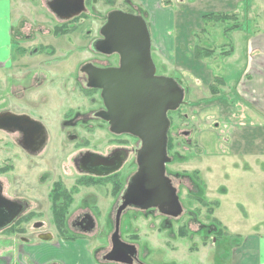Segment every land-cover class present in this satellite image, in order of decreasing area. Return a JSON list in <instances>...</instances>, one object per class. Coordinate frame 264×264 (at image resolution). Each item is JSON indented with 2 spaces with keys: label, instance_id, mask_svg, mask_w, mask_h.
<instances>
[{
  "label": "rangeland",
  "instance_id": "rangeland-1",
  "mask_svg": "<svg viewBox=\"0 0 264 264\" xmlns=\"http://www.w3.org/2000/svg\"><path fill=\"white\" fill-rule=\"evenodd\" d=\"M115 1L119 9L130 10L121 4L123 0ZM125 1L141 6L140 0ZM104 3L111 5L113 0H98L95 6L97 16H84L76 24L70 25L55 21L52 14L48 13L49 11H43L37 1L34 2V6L29 5L20 9L19 15L21 16L13 20L14 59L19 58L17 52L20 53V57L25 56L26 52L23 48H29V42L24 39L25 35L29 34L30 44L38 42L53 44L54 57L66 58L58 67L59 75L61 77L68 75L76 62L88 57L89 53H93L88 49L94 34L92 28L99 25L102 14L107 7H110ZM156 7L159 17L162 18L165 13L163 18L167 19L170 28L177 23L176 30L173 28L172 31L176 38V49L169 52V56L158 44H152L150 55H153V59L155 57L154 61L157 70L160 69L159 73L173 76L174 81L185 89V104L181 105L177 111L168 114L169 120L177 124V132L179 131L173 136L172 146L173 144L176 146L177 143L180 145L177 147V154L166 169L176 171L187 181L185 184L190 192L179 187L177 195L183 209L198 213V220L203 225L219 222L222 229L220 232L217 230L212 233L210 230V233L200 238L201 241L196 242L194 237H188L192 234L187 229L186 232L184 231L186 237L180 236L183 226L185 228L187 216L173 220L171 227L163 223L161 218L146 220L140 219L141 216L136 219H127L123 216L120 228L121 240L137 245L139 248L137 257L144 264H226L230 248L234 244H239L243 235L258 229L259 223L264 221V172L260 161H256L254 157L256 154L254 152L264 149V123L261 122L260 115L250 108L251 106L244 101L242 95L234 87L247 73L245 71L247 59L245 42L264 33V0H159ZM210 14H226L232 18L208 24L210 21L204 16ZM204 18L209 22H205ZM148 20L151 22L150 16ZM232 26L235 28L228 31L227 28ZM156 29L160 34L159 25ZM149 31L151 34V29ZM194 34L199 36L198 41ZM19 39L22 40L18 41ZM196 42L200 43L202 48L213 49V57L195 60ZM45 49L43 48L42 52ZM47 58L48 56L42 55L43 60ZM172 59L176 61V64L171 63ZM180 60H183L182 63ZM191 60L204 63L202 64L204 68L201 67V69L209 74V81L201 82L187 74L192 67L191 64H187V61L193 64ZM17 68L21 71L20 67H15L14 76L21 75L17 72ZM174 72H180L182 76H174L177 75ZM8 74V71L0 70L2 79H5L4 77ZM215 77L219 78V81L214 79ZM212 80L215 87L210 86ZM181 82H184V86ZM211 87L214 88L212 92L215 94L211 93ZM56 95L57 93L54 96ZM92 97L99 99L97 94ZM51 99H54L53 95ZM66 101H63L64 105L70 107L72 102L75 105H82L85 100L82 94L75 90L71 100L69 99L67 103ZM213 122H216L217 129L213 130ZM192 128L191 142H196V147L192 144H185L184 138L179 136L180 131H188ZM212 134H214L213 138L218 139L216 145L213 144L215 139L211 140ZM91 138L104 140L109 139V136L104 131H96ZM107 142L98 149L106 150L105 147L109 146L112 141ZM211 147L219 149L221 155L219 157L207 156L211 153ZM173 149L175 150L174 147ZM239 151L249 156H232L233 152ZM72 157L73 155L69 156L68 160L60 157L58 178L65 186L72 185L79 177L77 172L72 170L70 164L72 161H69ZM130 164L126 165L114 178L118 187L111 195L108 189L103 188L101 192V201L111 203L110 208L113 206L112 214L116 206L117 194L133 170ZM105 187H109V184ZM85 190L83 187L78 190L75 202H78V197L84 198L87 193L92 192L90 193L92 195L94 193L91 191L92 188L86 192ZM216 202L219 204L218 208H216ZM110 208H106V213H110ZM113 217L114 215H112V226ZM103 219L104 221L100 222L103 233H92L80 237L70 236L67 233L58 235L51 220H40L45 227L41 230H46L45 233H47L46 239L41 242L48 243V245L57 243L59 246H52L55 247L52 254L58 256L66 264L68 261L86 264L91 259L95 264H102L101 249L105 248L106 236L110 231L106 215ZM60 222L55 223L60 229L64 228V220ZM32 223L37 222L29 220L28 224H24L23 229L26 232L33 231ZM196 228L198 225L191 224L189 229ZM12 234L15 233L6 232L3 236L0 233V248L8 246L13 248L11 245L20 247L23 244L19 235ZM72 236L75 238L65 240ZM31 237L34 238L30 239ZM23 239H30L33 243L40 241L36 233H30V236L26 234ZM5 243L6 245H3ZM196 245L198 246L195 247Z\"/></svg>",
  "mask_w": 264,
  "mask_h": 264
},
{
  "label": "flooded vegetation",
  "instance_id": "flooded-vegetation-1",
  "mask_svg": "<svg viewBox=\"0 0 264 264\" xmlns=\"http://www.w3.org/2000/svg\"><path fill=\"white\" fill-rule=\"evenodd\" d=\"M97 1L84 0L86 8L84 16H97L95 8ZM104 4L110 7H107L102 14L101 20L103 21L100 20L99 25L92 28L94 34L88 49L93 53H89L88 57L76 62L68 75L63 77L59 75L58 67L66 58L54 57L53 44H42L41 42L30 44L29 34H26L24 39L29 42V48H23V51L26 52L25 56L20 57L18 52V60L13 57L8 66L0 69L9 72L4 77L5 79L0 77V233L3 236L6 232H14L15 234L12 235H19L20 240L27 241L28 245L29 243L33 244L30 239L34 237L29 240L23 239V237L26 234L30 236V233H36L37 239H40L39 242H41L46 239L47 233H45L46 230H41L45 227L40 220H51L58 235L67 233L70 236L80 237L92 233L99 234L103 233L100 222L104 221L103 217L106 215L110 238L106 236V246L101 249V263L129 264L115 262L112 259L128 260L131 258L130 264H144L137 257L139 250L137 245L121 240L120 228L123 216L127 219H136L141 216L140 219L146 220L161 218L162 222L168 224L169 227L172 226L173 220L187 216L185 228L183 226L180 236L186 237L184 231L188 230L192 234L188 237H194L196 242L201 241L200 238L210 233V230L211 233L215 230L211 224L203 225L198 220V213L184 210L180 201L181 212L178 216L172 217L161 213L156 207L144 209L137 206L138 204L133 205V202L141 203V201L138 202L131 196L126 197L127 201L131 203L122 209L118 229L115 225L116 213L125 201L127 186L138 169L136 153L140 148V141L130 134H115L110 131L108 122L100 116L105 111V105L101 99V89L90 87L88 75L83 71L86 66L95 69H113L119 66L117 54H104L98 52L94 47L99 40L103 39L100 30L105 24L109 12L121 10L115 5L117 4L115 0L111 5ZM121 4L130 9L121 11L138 14L142 17L146 16L143 10L129 1L123 0ZM74 19L71 24H76L80 18ZM61 23L63 24V22ZM43 48H46L44 52H42ZM42 55L48 56V58L43 60ZM151 59L155 64L152 54ZM17 66L21 70L19 71L17 68V72L21 73L20 76H14V68ZM158 70L160 71V69ZM158 70L156 67L155 74L162 76ZM75 90L82 94L85 101L82 105H75L71 101L70 107L65 106L63 101L71 100ZM56 93L57 95L54 96ZM94 94H97L98 100L92 97ZM52 95L54 99H51ZM168 121L167 155L170 157L168 163L170 164L177 154V147L180 144L172 146L173 136L179 131L177 132L176 123H173L172 120ZM212 127L213 130L217 129L216 122L212 123ZM96 131H104L109 139H92L91 137ZM180 133L179 136L184 138L185 144L197 146L196 142H191L193 128L188 131H180ZM176 136L178 137V134ZM213 137L214 134L211 135V140L216 139ZM109 140L112 143L105 147L107 148L104 149L105 151H100L98 147L103 143L107 144ZM211 146L213 145L211 144ZM71 155L73 157L69 161H72L70 163L72 170L77 172L79 177L72 185L65 186L58 178L60 157L68 160ZM128 164L133 167V170L117 194V202L112 214L113 206L110 208L111 203L107 204L101 201V192H103V188L108 189L111 195L116 190L118 185L114 178ZM165 174L177 195L179 187L190 192L183 175L167 169ZM108 184L109 187H105ZM81 187L86 189L85 192L92 188L91 191L94 193L92 195L90 194L92 192H89L84 198L78 197V202H75V195ZM189 199L191 200V198ZM106 208H110V213H106ZM112 215H114L113 226ZM29 220L37 223H32L33 231L26 232L23 226L28 224ZM60 220H64L65 226L61 229L55 223ZM191 224L198 225V228L189 229ZM115 233H117L119 241L127 246L117 244L113 247L111 237ZM11 246L17 248L16 245ZM4 248L12 250L10 246ZM132 249L135 251L132 256L125 253Z\"/></svg>",
  "mask_w": 264,
  "mask_h": 264
},
{
  "label": "water",
  "instance_id": "water-1",
  "mask_svg": "<svg viewBox=\"0 0 264 264\" xmlns=\"http://www.w3.org/2000/svg\"><path fill=\"white\" fill-rule=\"evenodd\" d=\"M47 7L60 20H70L85 12L84 0H51ZM103 36L95 49L104 54H117L119 66L113 69L84 67L88 85L101 89L105 111L100 115L112 133H127L137 137V171L130 179L119 216L135 198L141 208L156 207L165 215L176 217L181 212L175 188L165 175L167 156V112L176 110L183 101L184 91L171 78L157 76L150 56V35L144 19L119 10L111 11L100 30ZM116 229V230H117ZM113 247L123 244L117 233L112 235ZM127 246V245H125ZM132 256L135 251H125ZM131 263L132 259H112Z\"/></svg>",
  "mask_w": 264,
  "mask_h": 264
},
{
  "label": "crops",
  "instance_id": "crops-1",
  "mask_svg": "<svg viewBox=\"0 0 264 264\" xmlns=\"http://www.w3.org/2000/svg\"><path fill=\"white\" fill-rule=\"evenodd\" d=\"M36 1L39 3L43 11H49L48 13L52 14L47 7V3L51 0H0V69L8 66L11 63L13 56L15 55L13 46V20L21 16L19 15L20 9L28 7L29 5L34 6V2ZM140 1L141 7L147 12V16H150L151 19V22H149L148 24L149 29H151L152 44H158V46H160L170 56L169 52H173V49L176 46V38L174 37L175 34L173 35L172 31L173 28L174 30H176L177 21L175 20L176 24L170 28L167 24V19L163 18V16H165V13L162 15V18L158 16L156 5L159 0ZM52 17L55 21L57 20L58 22L68 21L60 20L53 15ZM36 20L40 21L41 19ZM37 24L43 25L41 23ZM66 25H70V23L67 22ZM158 25L161 28L160 34L156 29ZM168 28H170V30H168ZM245 45L247 51L245 71L247 73L245 74V77L242 78L241 81H238V83H236L234 87L237 88V92L242 95L244 101L251 106L250 108L252 110H255L256 112H254L257 115H260V117L262 118L261 122L264 123V33L250 38L247 42H245ZM16 54H18V52ZM154 60H156L155 57ZM182 61L183 60H180V63H182ZM191 61L193 62V64L187 61V64H191L192 66L190 69L191 71L188 70L187 74L201 82H203L204 80L209 81V74H206L201 69V67L204 68V66L202 65L204 63H202L201 61ZM171 63L176 64V61L172 59ZM174 73H177V75L174 76H182L180 72ZM183 84L184 82H182V85ZM228 88H230V86H228ZM213 144L216 145V141ZM210 150L211 153L209 155H205L210 157H219L221 155V151L219 149L212 147V149ZM242 153L244 152H233L232 156H249L248 154L245 155V153ZM254 153H256L254 154L255 160L260 161L262 171L264 172V149ZM218 207L219 204L217 203L216 208ZM245 215L248 214L245 213ZM52 246L57 247L59 245H48V243L44 242H34L33 244L29 243L28 245L27 242H23L20 247H17L16 249L12 248V250L1 247L0 264H66L62 262L58 256L52 254L55 250V247ZM13 253H16L17 255H14ZM67 264L81 263H71L70 261H68ZM86 264L95 263L91 259L90 261L86 262ZM226 264H264V221L259 223L258 229L250 231L246 235H243L239 244H234L230 248Z\"/></svg>",
  "mask_w": 264,
  "mask_h": 264
},
{
  "label": "trees",
  "instance_id": "trees-1",
  "mask_svg": "<svg viewBox=\"0 0 264 264\" xmlns=\"http://www.w3.org/2000/svg\"><path fill=\"white\" fill-rule=\"evenodd\" d=\"M204 17L209 19L210 22L207 21L206 18L203 19V20H205V22H209L208 24H210L211 22L216 23V22H219V21H227V19L229 20V19L232 18V16H228L226 14H223V15L222 14H210V15H207V16H204ZM146 22H147V20H146ZM148 23H149V21L147 22V25H149ZM234 28H235V26L228 27L227 30L231 31ZM202 31H204V30H202ZM194 36L197 37V41H198L199 36H196L195 34H194ZM194 54H195V56H194L195 60H198V59L204 60V59L213 57L214 52H213V49H211V48H209V49L204 48V47L202 48L201 44L196 42ZM225 55H228V54H225ZM214 79H217V81H219V78L215 77ZM213 80L210 83V86H214L215 87V83H214ZM212 91L214 92V88L213 87H211V93H213ZM213 94H215V93H213ZM170 113H173V112H170ZM216 206H217V204H216ZM56 222L61 223L60 221H56ZM212 226H213L214 230L215 231L218 230V232H220L221 229H222L220 227V223L219 222H217L216 224H212ZM72 238H75V237H73V236L72 237H68L65 240H71Z\"/></svg>",
  "mask_w": 264,
  "mask_h": 264
}]
</instances>
